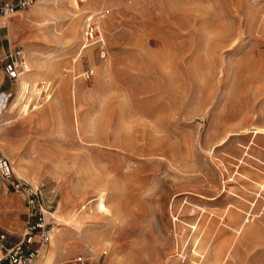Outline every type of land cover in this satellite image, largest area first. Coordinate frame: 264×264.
Returning <instances> with one entry per match:
<instances>
[{"label":"rangeland","instance_id":"obj_1","mask_svg":"<svg viewBox=\"0 0 264 264\" xmlns=\"http://www.w3.org/2000/svg\"><path fill=\"white\" fill-rule=\"evenodd\" d=\"M0 18L22 51L10 88L0 64V157L54 219L37 264H264V0H39ZM25 221L0 174V233L18 242Z\"/></svg>","mask_w":264,"mask_h":264},{"label":"built area","instance_id":"obj_2","mask_svg":"<svg viewBox=\"0 0 264 264\" xmlns=\"http://www.w3.org/2000/svg\"><path fill=\"white\" fill-rule=\"evenodd\" d=\"M39 0H15V1H3L0 0V15L8 16L12 15L18 10L27 9ZM102 15V11H98L93 14H88L85 18V28L83 33V39L86 43L94 40L98 33L99 17ZM100 38V37H99ZM101 43L103 42L102 39ZM104 47H100V56L104 57ZM22 51L16 49L9 56V64L6 68L7 71L12 73V78L17 79L19 74L22 73ZM5 61V58L0 55V64ZM21 62V63H20ZM14 77H13V69ZM92 71L89 70L86 73V78H89ZM49 85H47L46 90ZM0 174L7 180L10 187L16 193L23 196L26 206V221L24 226L23 236L20 241L9 243L7 240V234L3 232L0 234V250L2 255L0 256V264H36L39 256L42 253L43 246L50 242L52 239V232L54 227V219L51 215V206H46L45 194L39 184L31 183L24 177L18 176L15 173L13 164L10 159L0 157ZM103 255H106V251H102ZM59 264H101L99 259L85 258L81 255L75 258L62 261Z\"/></svg>","mask_w":264,"mask_h":264},{"label":"crops","instance_id":"obj_3","mask_svg":"<svg viewBox=\"0 0 264 264\" xmlns=\"http://www.w3.org/2000/svg\"><path fill=\"white\" fill-rule=\"evenodd\" d=\"M3 1H5V0H3ZM7 1H14V0H7ZM3 18H0V55L5 58V61L3 63L4 64H9V56L12 53V47L13 46H12V41H11L10 35L7 33V30L5 29L6 28V23H5V19H3ZM5 74L9 78L7 80L8 82L6 81L5 86H6V88H10L12 86L11 81L14 82L16 80H14V78H12V74H10L9 71L6 70ZM1 157H4V156H1ZM12 164H13V162H12ZM13 167H14V165H13ZM15 173H16V171H15ZM0 234H3V233H0ZM37 261H36V264H37Z\"/></svg>","mask_w":264,"mask_h":264},{"label":"bare ground","instance_id":"obj_4","mask_svg":"<svg viewBox=\"0 0 264 264\" xmlns=\"http://www.w3.org/2000/svg\"><path fill=\"white\" fill-rule=\"evenodd\" d=\"M47 94V93H46ZM49 96V95H48ZM50 97V96H49ZM48 97V98H49ZM63 204H61V207H59L58 209H57V215H58V217H61L62 216V213H63V205H64V202H62ZM52 215V214H51ZM69 217V216H68ZM64 219H66V218H64ZM73 222V226L75 227H77L78 228V221H77V219H75L74 221H72ZM52 239H53V236H52ZM51 239V240H52ZM53 262H52V257H49V259H48V261H47V263L46 264H52Z\"/></svg>","mask_w":264,"mask_h":264}]
</instances>
